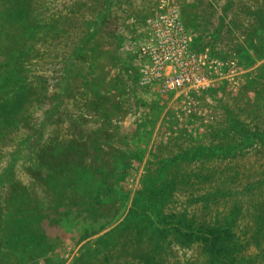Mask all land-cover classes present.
I'll return each instance as SVG.
<instances>
[{"label": "rangeland", "instance_id": "374dc122", "mask_svg": "<svg viewBox=\"0 0 264 264\" xmlns=\"http://www.w3.org/2000/svg\"><path fill=\"white\" fill-rule=\"evenodd\" d=\"M1 1L0 13L9 0ZM28 3L39 24L37 42L25 36L23 73L14 58L9 84H0V109L13 117L10 125L0 123V264H122V239H151L145 211L126 223L146 170L157 184L162 162L180 150L225 145L212 131L227 129V111L264 131V28L249 14L264 10V0ZM167 7L180 12L193 51L219 66L209 88L166 93L140 84L139 32ZM97 26L66 73L71 43ZM9 32L0 23V37ZM21 75L33 101L18 110ZM181 172L187 186H179L164 215L185 212L198 226L229 221L243 234L264 225V144L190 162ZM219 188L215 202H202ZM178 239H166L165 264H207L200 245ZM238 250L237 263L264 264V239L241 240Z\"/></svg>", "mask_w": 264, "mask_h": 264}, {"label": "trees", "instance_id": "16d2710c", "mask_svg": "<svg viewBox=\"0 0 264 264\" xmlns=\"http://www.w3.org/2000/svg\"><path fill=\"white\" fill-rule=\"evenodd\" d=\"M0 2L2 1L0 0ZM111 4L112 0H109V7ZM230 5L232 4L230 3ZM230 5H228V7ZM14 11L19 12L18 16H16V14L12 15ZM249 12L250 16L260 23L259 28L263 29L264 10L255 7L254 10H250ZM224 14H227V11ZM104 15L105 14L101 13L99 17L102 18ZM0 23L3 28L10 31L6 37H0V51L5 53L3 54L4 63L7 64L4 68L5 74H0V76L3 77V80H0V84L7 85L9 84L8 78H12L10 74H13L11 73L9 62H12L15 58L14 65H17L16 67L13 66L16 68L15 71L23 73V59L25 55H29L25 36H28V33H30L31 37H29V40L37 42L39 24L37 25L36 20L32 18L28 0L17 2L9 0L4 9L1 10ZM55 23L57 24V21L54 22L53 26H55ZM98 31L99 26H97L94 31H82V36L79 35L77 40L71 43L73 53L65 60L67 67L66 73H68V69L73 66L75 60H79V55L84 52L86 46L94 40ZM35 42H32V44ZM254 53L256 55L258 54L255 51ZM1 69L0 67V71ZM21 76H23V79L21 78L22 80L20 81L18 92L14 97L15 105L13 106L18 110L21 109L26 102L33 101L31 99L33 89L26 83V80H24V75ZM26 105L28 107L29 104L27 103L25 106ZM8 106L9 104L7 107ZM53 112L55 111L52 110V113ZM226 116L227 129L221 132L212 131L214 139L228 140L225 145L214 144L211 146H199L194 149L180 150L175 157L172 159L168 158L162 162L163 167L161 171L164 172V175L157 184L152 183L153 178L151 172L150 170H146L142 184L144 190L138 193L134 201V207L130 210L126 223H130L137 214L142 213V210L145 211L144 219L148 221L149 228L153 229L151 239L146 241L137 239L138 242L132 239H122V264H165L162 260L163 258H160V255L163 256L167 254L168 244H166V239L171 235L178 237V240H182L179 241L180 243L183 242L189 244V246H191V244L200 245L203 249L202 253L206 256L207 264H240L237 263L236 258L240 255L238 247L241 244V240L242 243L245 241L247 243L249 241L259 242L264 239L263 224H259L258 227L254 229L251 228L243 234L241 232H236L234 226L229 221H226L225 224H219L218 221H216V224L203 223V225L198 226L191 222L189 216L182 215L185 212H173L168 215L162 213V209L169 207L168 204L174 199L175 193L180 191L179 186H187L185 177L181 175L182 167L186 166V164L197 161L203 163L205 160L209 159H227L235 157L238 152H241L242 149L247 146L259 143L264 144V131L258 128H254L255 130L252 129V131L250 126L241 121V117L234 115L230 111H227ZM12 118L13 117H11L7 111L3 113L0 109L1 124H4V121L7 125L12 124ZM223 190L224 189H222V191ZM220 191V188L217 189L215 192L208 195V198L202 199V202H215L220 195ZM153 199H155L154 203L152 202ZM144 204L148 206L145 207ZM139 205L140 208L137 210V206L139 207ZM155 206H157V208H155ZM93 234L97 233L94 232ZM132 235L135 236L134 234ZM148 243L150 245H148Z\"/></svg>", "mask_w": 264, "mask_h": 264}, {"label": "built area", "instance_id": "2783aa9c", "mask_svg": "<svg viewBox=\"0 0 264 264\" xmlns=\"http://www.w3.org/2000/svg\"><path fill=\"white\" fill-rule=\"evenodd\" d=\"M139 33L142 86H161L166 93L200 90L209 88L221 74L216 61L193 51L192 39L176 8L161 9L147 18Z\"/></svg>", "mask_w": 264, "mask_h": 264}]
</instances>
